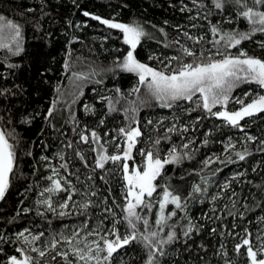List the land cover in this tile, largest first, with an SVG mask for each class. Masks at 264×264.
I'll list each match as a JSON object with an SVG mask.
<instances>
[{"label": "trees", "instance_id": "obj_1", "mask_svg": "<svg viewBox=\"0 0 264 264\" xmlns=\"http://www.w3.org/2000/svg\"><path fill=\"white\" fill-rule=\"evenodd\" d=\"M235 11L236 6L230 4L225 5L224 11L218 10L212 0H196L195 4L193 0H0V16L21 26L24 48L18 56L0 50V129L11 133L10 142L17 155L15 176L0 200V236L4 238L0 240V264H5L8 256L19 255L18 248L32 256L34 264H67L58 255L65 251L69 252L68 261L76 264V257L63 237L79 233L75 243L83 234L99 230L101 218L108 215L106 208H111L117 217L122 216L123 180L119 164L109 161L104 169L96 168L94 145L91 141L82 142L80 134L95 130L108 154H114L116 142L123 146L118 130L129 124L141 129L137 148H150V141L160 138L161 156L175 145L190 157L166 165L159 178L160 184H169L181 196L182 209L175 210L177 215L160 234L166 239L167 233L174 231L176 238L163 246L165 255H157L155 264H245L243 251H234L244 230L251 233L252 241L258 235L264 237V220L260 219L264 217V114L246 117L240 121V127H233L202 109L189 111L194 107L192 102H179L169 109L148 99L142 86L140 93L132 92L138 86L135 74L115 68L128 48L123 34L92 18L141 25L147 35L137 47V58L161 68L169 62L172 67L178 66L179 61L173 57L191 61V57L183 55V47L197 51L198 55L203 50L205 58L209 50L215 51L209 43L213 25H218L222 32L247 31V22L237 19ZM84 12L90 15L84 16ZM229 18L232 23L227 22ZM201 36L204 40L200 43L189 39ZM261 41L264 33H256L230 51L235 55L242 48L250 56L264 59ZM9 64L16 67L9 68ZM249 90L260 91L255 84H242L233 93L238 97ZM102 96L112 99L116 111H109ZM140 100L148 102L140 105ZM235 101L228 103L229 111L239 109ZM53 102L55 108L49 117ZM85 105L91 111H85ZM132 106L138 109L135 123L133 113L126 115L124 111ZM174 124L178 130L167 133ZM183 127L188 131H181ZM165 135L169 139H164ZM249 136L255 139L248 140ZM205 139L207 144L203 143ZM189 140L192 143L184 149L183 144ZM228 142L235 148L225 151ZM245 149L248 155L239 160L235 153ZM133 154L138 163L139 153L134 149ZM209 157L219 160L205 166ZM62 164L67 168H62ZM52 169L59 171L55 178H66L61 182L68 191L71 189L67 181L77 190L66 209L59 205L67 199V192L40 195L50 186L45 178L53 175ZM225 184L229 187L224 188ZM194 185L206 188L207 192H193ZM214 195L218 197L215 201ZM49 196L54 212L37 204V200ZM89 201L87 209L80 207ZM26 208L28 212L24 211ZM61 211L66 214L60 216ZM189 222L192 231L185 236ZM104 224L111 227L108 220ZM24 229L29 230L25 233L29 240L32 235H43L34 244L26 245L22 238H16ZM53 240L59 241L55 248L50 246ZM32 247L41 248L45 255L31 251ZM146 258L143 247L133 243L115 256L113 264H145Z\"/></svg>", "mask_w": 264, "mask_h": 264}, {"label": "snow or ice", "instance_id": "obj_2", "mask_svg": "<svg viewBox=\"0 0 264 264\" xmlns=\"http://www.w3.org/2000/svg\"><path fill=\"white\" fill-rule=\"evenodd\" d=\"M193 3L195 4L196 0H193ZM212 4L221 11L225 10L227 4L236 6L235 17L246 21L248 30L233 29L222 32L218 25H213L210 29L212 39L209 43L214 46L215 51L209 50L205 58L203 50L198 55L197 51L183 47V55L192 59L185 61L179 57H173L172 59L179 61L176 67H172L169 62L161 68H155L137 58V47L141 43V39L147 35L141 25L101 19L99 16L92 18L107 25L110 29H119L123 34V43L128 48L122 61L115 64V68L135 74L138 79V86L133 88L132 92L140 93L142 86L146 90L148 99L154 100L158 102L159 106L169 109L177 106L179 102H192L194 107L189 108V111L202 109L210 116L222 118L230 126L240 127V121L244 118L264 114V59L250 56L242 48H239L234 55L230 49L237 48L243 41L252 39L256 33H264V0H212ZM199 6L203 7L202 4ZM83 15L89 16L90 14L84 12ZM227 22L232 23L233 21L229 18ZM185 35L188 34L185 33ZM22 38L21 26L12 20H6L4 16H0V49L6 50L10 55L18 56L24 51ZM189 39L194 40L195 43H200L204 37H189ZM221 44H223V48L220 47ZM260 47L264 48V41L260 42ZM3 59H7V57ZM149 59H154V57H149ZM8 67L12 68L16 65L9 64ZM242 84H255L260 91L255 93L251 90L245 91L243 96L247 98L248 102H245V99L236 98L235 102L240 105L239 109L228 111L227 105L232 99L233 91ZM116 92L119 93L120 90L116 89ZM101 100H107L109 111H116L111 98L102 96ZM147 102V100H140L139 104L143 105ZM135 103L133 102V105ZM217 106H220L222 110L213 111ZM54 108L55 102H53V107L48 110L49 117L52 116ZM137 110L135 106L124 109L126 115L128 112L133 113V117H131L133 123H135L134 114ZM85 111H91V108L85 105ZM25 122L30 121L26 120ZM100 123L103 124L104 121L101 120ZM177 130L174 124L167 129V133ZM180 130L187 132L188 128L183 127ZM118 132L123 139V146L116 142L114 154H108L107 149L100 143L101 137L95 130L87 135L83 132L80 134L82 142L89 143L91 141L99 146L92 149L96 153V168L104 169L105 164L109 161L119 164L124 182L122 186L124 204L122 216L119 217L111 208L104 210L108 215L101 218L99 230H92L87 234L95 237L94 239L90 241L87 239L75 240L73 243L79 233L63 237L65 243L70 247L71 254L76 257V264H81V262L82 264H113L115 256H118L121 250L133 243L140 244L145 250L147 256L145 264H155L157 255H165L163 246L172 243L176 238L174 231L168 232L166 239L161 238L160 234L164 231L168 221L177 215L175 210L182 209V198L169 184H160L159 178L162 177L166 165L180 163L183 158L188 157V153H181L173 145L165 155L161 156L158 147L161 143L160 138L150 141L152 145L150 148H137L139 138L142 136L139 126L129 124L119 128ZM105 135L108 134L105 133ZM10 138L11 133H6L0 129V200H3L8 192L17 167L15 145L10 142ZM112 139L116 140V138ZM164 139H169V137L165 135ZM247 139L254 140L255 137L249 136ZM190 143H192L191 140L183 144L182 147L187 149ZM203 143L207 144L208 140L205 139ZM229 148H235V145L229 142L225 145V151ZM134 149L140 156L138 163L133 154ZM78 155L80 154L78 153ZM235 155L239 160H244L248 152L245 149L243 152H236ZM42 159H47V157H42ZM81 159H83L82 155ZM215 160H219V157H215ZM215 160L209 157L204 161V165L208 166ZM229 162H231L230 157ZM61 167L67 168V165L62 164ZM52 172L53 175L45 178L50 182V186L44 188L40 195L67 192V199L59 205L61 209H66L69 207L68 201L72 199V194L77 190L72 187L70 181H67L68 188L71 189L68 191L61 182L62 179L66 178H55L59 175L58 169H52ZM235 178L233 177V179ZM223 187L228 188L229 185L225 184ZM192 191L200 193L202 191L207 192V189H201L199 185H194ZM92 194L95 195V193ZM217 198L215 195L212 196L213 201ZM90 203L89 201L80 207L87 209ZM37 204H43L48 210L55 211L50 196L48 199L37 200ZM170 205L174 206V209H170ZM24 211L28 212L29 209L26 208ZM65 214L64 211L59 213L60 216ZM109 216L112 217L110 220L108 219ZM150 217L153 218L151 222ZM260 219L264 220V217ZM105 220H108L111 225L110 228L104 224ZM28 231V229H24V231L17 233V240L22 238L26 245H31L43 235V233L39 236L32 235L31 240H29V237L25 235ZM191 231L192 225L189 222L184 235L188 236ZM250 236L251 233L245 229L244 236L240 242L235 244L234 251L237 253L243 251V255L246 257L245 264H264V237H256L260 243L258 247H254ZM3 239L0 236V240ZM57 243L59 241L53 240L50 246L55 248ZM16 251L19 255L8 256L5 264H34V258L28 255L23 248H18ZM31 251L38 252L41 257L45 255V251L41 248L32 247ZM0 252H3L2 248H0ZM58 255H61L67 264H72L71 261H68V251L58 253ZM225 264H233V262L225 261Z\"/></svg>", "mask_w": 264, "mask_h": 264}, {"label": "rangeland", "instance_id": "obj_3", "mask_svg": "<svg viewBox=\"0 0 264 264\" xmlns=\"http://www.w3.org/2000/svg\"><path fill=\"white\" fill-rule=\"evenodd\" d=\"M1 50V49H0ZM235 91V90H234ZM233 91V92H234ZM239 92H242V91H239ZM244 93V92H243ZM243 93L242 94H240L238 97H236V93L234 94V93H232V99H230V101L229 102H231V101H233V100H236V98H240V99H243L244 98V96H242L243 95ZM242 96V97H241ZM214 109H216V110H222L221 108H220V106H217L216 108H214ZM228 110V109H227ZM229 111V110H228ZM232 142L234 143V140H232ZM100 143L102 144V145H104L103 143H102V141L100 140ZM229 143V142H228ZM93 145H94V147L93 148H98L99 146L98 145H96V144H94V143H92ZM104 147L106 148V146L104 145ZM124 183V182H123ZM49 197H46V199H48ZM259 236V235H258ZM257 236V237H258ZM262 236V235H261ZM83 239H87V240H92V238H88L87 237V234H83L82 236H81V239L80 240H83ZM259 243H260V241H258L257 239H256V237H255V239H254V241H253V245H254V247H258L259 246ZM81 246H83V244H81Z\"/></svg>", "mask_w": 264, "mask_h": 264}]
</instances>
